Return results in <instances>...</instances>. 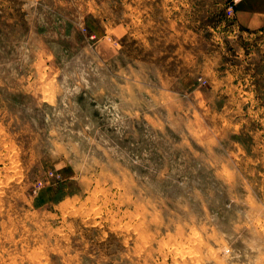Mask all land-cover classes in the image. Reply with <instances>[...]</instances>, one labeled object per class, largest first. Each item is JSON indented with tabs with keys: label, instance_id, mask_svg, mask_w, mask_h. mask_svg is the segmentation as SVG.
<instances>
[{
	"label": "rangeland",
	"instance_id": "obj_1",
	"mask_svg": "<svg viewBox=\"0 0 264 264\" xmlns=\"http://www.w3.org/2000/svg\"><path fill=\"white\" fill-rule=\"evenodd\" d=\"M239 2L0 0V264H264Z\"/></svg>",
	"mask_w": 264,
	"mask_h": 264
},
{
	"label": "crops",
	"instance_id": "obj_2",
	"mask_svg": "<svg viewBox=\"0 0 264 264\" xmlns=\"http://www.w3.org/2000/svg\"><path fill=\"white\" fill-rule=\"evenodd\" d=\"M236 13L244 28L261 27L264 24V0H240Z\"/></svg>",
	"mask_w": 264,
	"mask_h": 264
},
{
	"label": "built area",
	"instance_id": "obj_3",
	"mask_svg": "<svg viewBox=\"0 0 264 264\" xmlns=\"http://www.w3.org/2000/svg\"><path fill=\"white\" fill-rule=\"evenodd\" d=\"M232 11V9L230 8V10H229V13Z\"/></svg>",
	"mask_w": 264,
	"mask_h": 264
}]
</instances>
